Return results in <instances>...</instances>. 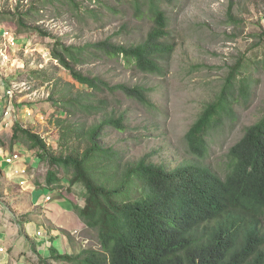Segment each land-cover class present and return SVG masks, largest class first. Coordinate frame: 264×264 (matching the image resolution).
Listing matches in <instances>:
<instances>
[{
	"label": "rangeland",
	"instance_id": "obj_1",
	"mask_svg": "<svg viewBox=\"0 0 264 264\" xmlns=\"http://www.w3.org/2000/svg\"><path fill=\"white\" fill-rule=\"evenodd\" d=\"M75 2L79 6L77 9L69 3L47 0H0V50L8 56V61L0 65V79L23 89L15 96L17 105L13 120L39 134L49 154L63 156L83 148L80 141L61 137L66 125L79 121L90 124L106 114L117 116L124 112L125 128L104 127L99 143L117 151L122 162L143 158L172 169L196 160L184 135L204 105L221 89L237 58L245 54L260 60L245 73L251 76L249 95L236 94L232 114L224 116L207 136V154L203 162L223 174L224 156L229 147L242 136L247 126L264 114V41L261 47L250 50L257 41V34L264 30V0H159L157 4L167 19L168 42L173 44L170 56L161 61V72H143L123 55H107L92 48L85 49L74 63L83 74L98 76L109 86L143 87L153 105L146 106L140 99L115 87L95 94V99L103 102L96 112L89 114L54 105L64 96L89 89L72 80L69 72L51 56L53 44L84 47L108 39L114 44L133 45L145 39L154 23L147 1L140 5V10L134 8L131 0ZM87 9L94 10V15ZM20 16L28 29L19 25ZM35 27L37 31L32 30ZM4 30L15 34L16 43L11 48L1 35ZM11 129L0 128V149L24 151L25 162L29 165L35 161L41 169L34 184L40 186L37 189L41 192L47 191L41 183L48 185L46 172L51 169L50 163L38 160L37 154L21 142L12 145ZM71 173V170L60 168V181L50 186L68 200L71 198L82 204L84 188L80 184L68 187ZM17 183L18 179L14 182V178L0 180V196L7 220L12 225L19 221V229L24 231L27 228L24 222L38 217L39 214H33L39 210L36 207L27 210L29 200L26 195H20ZM3 191L17 200L9 203ZM38 192L35 190L34 195ZM71 212L64 220L67 221L66 229H62L71 242V250L64 251V247H60L59 252L77 254L84 248L98 247L95 231L85 227L73 209ZM28 238L25 235L26 244L17 251L8 250L7 264H44L41 259L46 258L43 253L48 256L47 251L43 247L37 249L36 243ZM49 264L71 263L54 261Z\"/></svg>",
	"mask_w": 264,
	"mask_h": 264
},
{
	"label": "trees",
	"instance_id": "obj_2",
	"mask_svg": "<svg viewBox=\"0 0 264 264\" xmlns=\"http://www.w3.org/2000/svg\"><path fill=\"white\" fill-rule=\"evenodd\" d=\"M69 3L75 0H47ZM136 10L147 1L153 27L142 42L114 44L108 39L84 47L53 44L50 54L69 72L72 80L89 90L64 96L55 106L72 108L85 114L96 112L101 99L97 92L115 87L151 106L143 87L124 84L109 86L98 76L83 74L74 67L87 48L107 55H123L143 72L163 70L161 61L173 50L168 42L167 19L157 4L159 0H131ZM94 15V10L87 9ZM18 23L24 26L22 16ZM37 31L38 28H32ZM250 50L264 41V30L257 34ZM249 50V51H250ZM255 61L243 54L231 66L221 89L207 102L184 135L196 160L172 169L145 161L122 162L117 151L99 143L104 127L123 130L124 116L106 114L90 124L84 121L66 125L61 137L80 141L83 148L55 156L48 152L44 139L17 121L11 125V144L21 142L46 160L51 169L46 182L60 181V168L71 170L68 187L84 188L82 204L70 202L74 212L96 233L98 247L82 249L77 254L60 253L52 244L48 256L41 259L71 264H264V114L247 126L242 136L224 156V173L207 166L209 131L232 114L235 95H249L250 72ZM160 89V88H159ZM95 99V100H94ZM58 103V104H57ZM68 188V189H69ZM67 199V197H65ZM69 199V198H68Z\"/></svg>",
	"mask_w": 264,
	"mask_h": 264
},
{
	"label": "crops",
	"instance_id": "obj_3",
	"mask_svg": "<svg viewBox=\"0 0 264 264\" xmlns=\"http://www.w3.org/2000/svg\"><path fill=\"white\" fill-rule=\"evenodd\" d=\"M2 171L3 177L0 178L1 181L2 179H11L9 167L3 166V164L0 163V172ZM14 182H16V178H14ZM4 185H6V183ZM38 187L32 183L26 188L19 190L20 195H26V199L29 200V208L27 210L32 211L34 207L39 210V213L33 214H39L38 217H28V221L24 222V227H27L24 231H20L19 221L15 223L16 225H12L13 223L7 220L6 215L8 214H5L6 210H4V203L2 202L3 198L0 196V226L2 227V230L0 231V246L5 249V254H0V259L4 260L6 263H8L10 259L8 250L13 249V251H17L21 245L24 246L26 244L25 235L29 237V241L31 240L36 243L37 249L43 247L42 249L46 250L47 254H49L48 247L50 244H52L58 251L60 247H64V251L68 249L71 250L69 247V243L71 242L67 240V236L62 232V229H66L65 225L67 224V221L65 222L64 220H66L70 213H73L71 212L73 209L71 202L58 193L57 189L52 188L51 186V188L47 189V191L44 190L43 192L38 190ZM0 189V191H2V185L0 186ZM35 190L39 191L36 195H34ZM3 193L6 194V201H9V203H14L13 201L17 200L16 198L10 197L7 192L3 191ZM48 194H50L51 198L50 200L45 201L44 197ZM17 219H19V217H17ZM38 231L41 232V235L36 236ZM43 254L47 257L45 253Z\"/></svg>",
	"mask_w": 264,
	"mask_h": 264
},
{
	"label": "built area",
	"instance_id": "obj_4",
	"mask_svg": "<svg viewBox=\"0 0 264 264\" xmlns=\"http://www.w3.org/2000/svg\"><path fill=\"white\" fill-rule=\"evenodd\" d=\"M2 37L7 40L8 47L11 48L16 43V37L14 32L4 30L2 32ZM0 65H3L1 63L8 61L7 53H3V51L0 50ZM5 62V63H6ZM17 84L12 83L8 84L5 82H2V79H0V128H9L11 127L14 118V112L17 105V102L15 100V96L17 93L22 92V88H18ZM28 114L30 112L27 111ZM24 151L19 149H14L12 151L2 150L0 149V163L3 164V166H7L10 169V176L11 178L18 179V186L23 189L26 188L29 184H34L38 181L37 174L40 172V168H38L35 165V161H33L32 164H27L25 161V154ZM48 171V170H47ZM47 174V172H46ZM41 187H44L45 189H49L48 185L42 184ZM51 196L50 194L46 195L44 197L45 201L50 200ZM37 234L41 235V232L38 231ZM0 254H5L4 247L0 246ZM0 264H7L4 260L0 259Z\"/></svg>",
	"mask_w": 264,
	"mask_h": 264
}]
</instances>
